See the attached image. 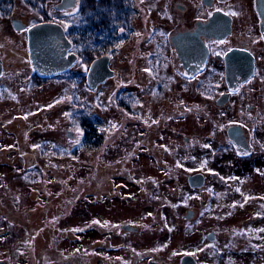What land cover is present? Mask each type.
<instances>
[{
  "label": "flooded vegetation",
  "instance_id": "flooded-vegetation-1",
  "mask_svg": "<svg viewBox=\"0 0 264 264\" xmlns=\"http://www.w3.org/2000/svg\"><path fill=\"white\" fill-rule=\"evenodd\" d=\"M0 18L6 20L5 27L1 26L5 30H0V79L15 66L14 60L20 61L19 53L28 56L24 63L32 64L29 28L54 22L64 28L72 43L70 53L77 60L69 70L52 77L70 73L72 83L84 77V90L91 95L113 82L108 120L92 110L84 120L85 149L96 148L101 138L117 130L112 136L122 156L136 162L129 168L132 181L157 172L163 176L158 181L160 190L177 188L173 183L176 166L178 186L222 197L235 195L229 212L209 202L193 222L201 230L209 218L217 220L208 234L216 238L215 261L202 259L200 251L183 248L176 264L185 255L193 256L197 264H264V0H0ZM16 33H22L24 44L13 40ZM8 57L13 60L8 62ZM101 57L113 74L93 89L87 85V73ZM46 79L35 78L38 84ZM76 112L71 114L72 123L77 120ZM40 115L37 126L45 131V113ZM25 123L18 121L8 130L13 140L6 146L7 153H18ZM189 124L209 128L203 147L193 145L198 133L188 132ZM65 132L72 139L76 136L72 127ZM193 146L203 150L204 158L191 168L184 162L194 155L190 152ZM57 150L60 147L46 145L44 137L23 148V157L28 156L23 187L33 202L25 208H0V218L9 216L23 226L24 264L140 262L129 258L132 246L138 245L129 242L130 250L125 253L109 240V233L133 236L142 228L137 217L109 216V201L137 198L132 184L123 186L117 196L98 199L89 190L85 200L78 199V154ZM59 156L72 160L71 168L61 170L67 172L62 177L53 168V158ZM33 158L38 165L34 166ZM196 174L202 175L201 184L193 186L190 176ZM127 185L131 190L125 193ZM79 202L84 222L72 224L70 216ZM160 208L163 213L167 209L165 203ZM186 217L194 218L195 211L188 209ZM223 234L226 240H220ZM38 241L48 248L40 260L33 256ZM163 244L162 251H167L168 244ZM152 254L156 253L148 254L146 263L158 264ZM0 262L8 264V258Z\"/></svg>",
  "mask_w": 264,
  "mask_h": 264
},
{
  "label": "rangeland",
  "instance_id": "rangeland-1",
  "mask_svg": "<svg viewBox=\"0 0 264 264\" xmlns=\"http://www.w3.org/2000/svg\"><path fill=\"white\" fill-rule=\"evenodd\" d=\"M5 24L6 20L1 19L0 30H5V28H1ZM13 40L17 44H24L25 41L22 33L21 35L19 33L14 34ZM19 56L24 59L21 58L19 61V58H17L14 60L15 66L7 69L5 75L0 79V193L3 194L0 208L14 210L15 206L18 207L19 205V208H25L32 204L33 201H31L23 187L24 159L28 156L25 153L23 157L22 153L23 148L36 145L41 141V137H44L46 145L55 144L57 148L60 147V150H57L58 152L68 149L72 150L73 153L76 151V154H78L75 165V168H77L76 197L78 199L85 200L89 190H92L94 197L98 199L102 196H117L122 192L121 188L123 186L127 183L132 184L133 191L139 199L132 197L126 201H109V216H122L121 214H123L129 218L130 216L132 218L137 217L136 223L142 228L138 234L133 236H116L109 233V240L110 244L116 245L125 253L130 250L129 242L138 245L136 247L132 246L129 257L130 259L141 260L136 264H147L146 256L153 252L156 254H152V257L159 261L158 264H176L181 258L180 252L183 248L185 251H200L202 259L215 261L213 251L215 244H217L216 238H209L208 234L211 232L209 227H216L217 220L213 217L209 218L206 226L201 230L193 222L197 221L200 210L209 202L211 206L223 205L225 212H229L235 195L227 194L226 197H222L221 194L213 195L210 192L188 189V187L183 188L182 185V187L178 186L181 183H178L180 179L177 177L176 166L173 169L175 170L173 183L176 184L177 188L160 190L158 181L163 176L157 172L141 174L137 181H132L133 178L129 168H134L136 162L122 156L118 141L112 136L113 134L116 136L117 130H112L109 136L101 138L96 148L84 149L86 141L81 122L86 120L89 110L108 120V111L111 110L108 94L115 88L113 82L101 86L100 90L92 95L84 89L80 90L78 87L80 84L79 79L77 82L73 81L74 91H72V85L68 81L71 76L70 73L68 77H48L43 84H38L39 82L35 78L38 79L39 77L36 76L32 64L28 63L27 65L24 63L28 56L20 53ZM10 60L13 59L8 57L7 61ZM78 78H80L79 75ZM92 105H94V108L89 107ZM75 106L77 107L75 108ZM74 110L77 111V120L72 123L71 114L74 113ZM105 110L107 114L104 112ZM41 111L45 113V131L37 126L39 116H42L40 115ZM21 120L26 122V127L24 128L23 137H19L20 140L17 143L19 151L13 155L7 153L8 148L6 146H9V142L13 140L8 130L15 128L16 123ZM71 127L76 132L74 139L66 136V128ZM187 128L188 132L194 135L198 133L193 145L199 143L203 147L204 139L209 136L206 134L209 131L207 125L201 128L197 124H189ZM192 148L190 152L193 151L194 155H192V158L190 156L189 161L184 163L194 168L204 156L201 148L196 149L194 146ZM53 162L55 163L53 168L58 169L54 173L61 176V174L67 173L61 171L63 168H71L72 160L70 157L59 156L53 158ZM34 163L35 166L39 162L34 159ZM40 167L44 168L41 163ZM153 169L155 167L148 170ZM120 177L124 180L121 179L120 181L118 179ZM168 177L164 178V181L168 182ZM182 177H185L184 174ZM185 189H188V191L186 192ZM130 190L131 186L127 185L125 193ZM146 197L148 198L144 199ZM164 203L167 209L163 213L160 207ZM81 206L82 204L79 202L75 207L76 212L70 216L72 224L84 222V214L80 211ZM119 206L121 207L120 210L117 209ZM97 207H101V205H97ZM188 209L195 211L194 218L189 219L186 217ZM18 211L20 212V210ZM5 233L6 235H4ZM226 238L227 234H223L220 240H226ZM163 242L168 244L167 251H162L165 247ZM26 247L23 226L15 220H10L9 216H2L0 218V259L8 258V264H24L22 256L25 257ZM205 247L207 249L202 251ZM45 249L48 250L47 247L45 248L42 245V242L38 241L36 243L33 252L36 260H40V256L46 253ZM49 257L51 256L47 258Z\"/></svg>",
  "mask_w": 264,
  "mask_h": 264
},
{
  "label": "water",
  "instance_id": "water-1",
  "mask_svg": "<svg viewBox=\"0 0 264 264\" xmlns=\"http://www.w3.org/2000/svg\"><path fill=\"white\" fill-rule=\"evenodd\" d=\"M28 47L32 67L41 78H48L66 72L77 60L74 53H70L72 43L66 36L64 28L54 22H43L33 25L28 30ZM3 71V62L0 59V74ZM113 74L107 60L102 57L95 59L87 73V85L95 89ZM201 174L190 176L193 186L201 184ZM0 264H4L0 262ZM181 264H197L191 255H185Z\"/></svg>",
  "mask_w": 264,
  "mask_h": 264
},
{
  "label": "trees",
  "instance_id": "trees-1",
  "mask_svg": "<svg viewBox=\"0 0 264 264\" xmlns=\"http://www.w3.org/2000/svg\"><path fill=\"white\" fill-rule=\"evenodd\" d=\"M36 76H38V75L36 74ZM38 77H39V76H38ZM39 78L41 79V77H39ZM68 81L70 82V84L72 83V82H71V79H69ZM78 87L80 88V90L86 88L85 78H84V77H83L82 79H80V84H79ZM81 126H82L83 129H84V136L86 137V136H87V127H86V124H85L84 121L81 122ZM84 149H85V148H84Z\"/></svg>",
  "mask_w": 264,
  "mask_h": 264
},
{
  "label": "snow or ice",
  "instance_id": "snow-or-ice-1",
  "mask_svg": "<svg viewBox=\"0 0 264 264\" xmlns=\"http://www.w3.org/2000/svg\"><path fill=\"white\" fill-rule=\"evenodd\" d=\"M233 14H235V13H233ZM77 143H78V141H77ZM94 223H100L99 221H94ZM105 226H106V224H105Z\"/></svg>",
  "mask_w": 264,
  "mask_h": 264
}]
</instances>
